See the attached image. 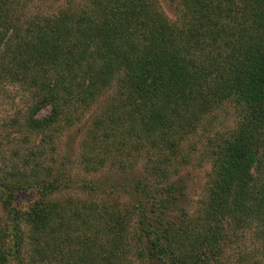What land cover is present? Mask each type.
Listing matches in <instances>:
<instances>
[{
    "label": "trees",
    "instance_id": "obj_1",
    "mask_svg": "<svg viewBox=\"0 0 264 264\" xmlns=\"http://www.w3.org/2000/svg\"><path fill=\"white\" fill-rule=\"evenodd\" d=\"M18 4L0 0V84L27 104L10 154L0 129V264H226L248 232L264 264V0H177L174 18L160 0ZM197 151L210 167L190 211L177 175Z\"/></svg>",
    "mask_w": 264,
    "mask_h": 264
},
{
    "label": "rangeland",
    "instance_id": "obj_2",
    "mask_svg": "<svg viewBox=\"0 0 264 264\" xmlns=\"http://www.w3.org/2000/svg\"><path fill=\"white\" fill-rule=\"evenodd\" d=\"M72 1L79 2V0H19L18 7L20 12L27 14V16H33L34 14L48 13L61 6H72ZM161 5L165 9L166 14L174 18L175 7L177 0H160ZM25 97L21 87L17 84L2 83L0 84V129L2 132V150L4 153L10 154V145L6 143L4 137L6 133V127H8L11 118H15L18 122L22 121V114L26 109ZM49 111L48 107L42 108L37 116L46 114ZM221 118L213 123L214 131H225L232 125L233 111L231 109L226 110ZM87 117V116H86ZM81 126V123L74 124L72 128L65 127L63 131L59 132L58 154L57 160H60L61 155L68 153L69 156L76 151L77 143L79 139V133L76 127ZM16 137L15 135H13ZM12 145V144H11ZM210 164L204 154L201 151H197L193 154L191 164L184 169V171L178 174V178L182 177V181L186 184L185 194L183 196V203L189 206L190 211L196 206V202L199 199L200 193L203 189L205 182V174L208 171ZM72 175L75 179L84 177L86 179H93L100 183L107 184H124L127 188L131 189L134 181L140 176L139 168H134L125 172H118L109 168H103L101 171L95 174H83L77 167L73 165ZM176 177V176H175ZM173 176V178H175ZM66 190V189H65ZM62 191V192H65ZM60 192V195L62 194ZM27 193L18 192V195L22 198H26ZM122 198V197H121ZM129 198V194L123 195V200L126 201ZM232 259L226 264H255V252L256 244L252 235L248 232L241 242L231 249ZM242 255L245 259L243 261H237L235 257ZM246 255V256H245Z\"/></svg>",
    "mask_w": 264,
    "mask_h": 264
}]
</instances>
